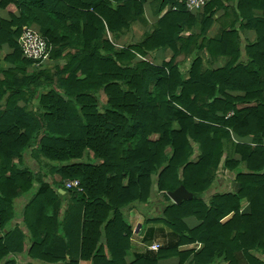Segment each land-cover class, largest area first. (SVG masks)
Wrapping results in <instances>:
<instances>
[{
	"label": "trees",
	"instance_id": "16d2710c",
	"mask_svg": "<svg viewBox=\"0 0 264 264\" xmlns=\"http://www.w3.org/2000/svg\"><path fill=\"white\" fill-rule=\"evenodd\" d=\"M144 3L1 0L11 16L0 21V46L12 49L4 60L14 68L0 69V88L9 90L0 113V264H16L22 253L28 264H127L129 209L169 228L179 244L200 242L193 264H261L248 252H264V0H211L199 19L178 0H152L155 16L167 12L140 43L115 47L144 22ZM219 10L221 30L207 37ZM31 25L58 62L52 72L31 67L13 40ZM195 26L199 33H190ZM243 31L254 33L252 43L241 42ZM164 48L169 61L146 59ZM178 56L189 60L186 77ZM228 150L239 160L223 159ZM219 170L234 175L237 190L205 199ZM47 176L69 195L67 205ZM73 179L80 192L63 187ZM179 186L190 197L176 205L166 193ZM153 192L162 194V207L148 218ZM243 199L248 214L239 212ZM187 217L200 225L188 230ZM167 255L170 249H158L129 264H157Z\"/></svg>",
	"mask_w": 264,
	"mask_h": 264
},
{
	"label": "crops",
	"instance_id": "0c3cea01",
	"mask_svg": "<svg viewBox=\"0 0 264 264\" xmlns=\"http://www.w3.org/2000/svg\"><path fill=\"white\" fill-rule=\"evenodd\" d=\"M152 0H145V3L143 5V10H144V22H136L130 32H127L123 35H121L116 41H115V47H123L124 45L128 43H140L146 33H149L152 29V26L154 23L159 20L166 12H167V7L159 14V16H155V10L151 8L150 2ZM224 1L225 3L228 2L229 5H232L233 0H221ZM12 14L17 17L18 12L13 11ZM196 16V19H199L201 16L200 12H194ZM223 11L219 10L217 11L213 17V23L211 26L208 28L206 32L207 37H214L216 34H218L221 30V26L218 22V20L222 17ZM10 16L11 13L9 12L8 8H4L1 5V0H0V21H10ZM27 29H31L34 31H38V27L35 25L29 26ZM16 30L15 27H12L10 31L13 33ZM23 32V31H22ZM21 32V34H22ZM190 33L198 34L199 33V27L195 26L190 30ZM19 35V37L21 36ZM243 38L241 39V42L244 43V41H247L249 43H252L254 41V33L251 31H243L242 33ZM188 33H185L184 36H187ZM18 37V39H19ZM18 39L13 38V40L17 43L18 45ZM12 53V49L7 46V44H2L0 46V69L3 71L10 70L14 68V65L5 61V57L9 54ZM172 57V52L168 48H164L161 50H158L146 57V59L149 62H152L155 65H160L162 62H167L170 60ZM203 57V56H201ZM49 58V57H48ZM45 57L40 63L39 66H45L44 62L47 61L48 59ZM178 59H184L183 56H178L174 59L175 62L178 63ZM51 60V59H50ZM221 62V61H220ZM219 62V63H220ZM217 63V64H219ZM216 64V65H217ZM216 65L214 67L216 68ZM220 65V64H219ZM32 67V65H31ZM30 70L29 67H26V71L28 72ZM21 75L17 73V75L14 76L15 79L20 78ZM4 76L0 72V82L4 81ZM20 93H23L26 95V91H21ZM240 94V93H237ZM9 95V90H5L4 88H0V96H3V99L1 100V106H0V113L4 111V104L6 102V97ZM26 99V97H25ZM16 105L18 107H23L24 102L22 98H18L16 101ZM239 142V141H237ZM242 142V141H241ZM247 142V140H245ZM229 152H226L224 154L223 159L225 157L233 160H239V156L237 154L232 153L231 150H228ZM28 159V158H27ZM83 160H75V163H80ZM99 161L94 162V164H98ZM217 179L214 182V184L211 186V188L207 191L205 199L210 198L212 195H221L229 192H234L237 190L238 184L234 181L235 177L232 173H229L228 171H221L219 170L217 174ZM54 179H58L57 176L53 175L52 176ZM47 182L49 181V188H51L53 191L56 190L59 197L58 200H60V204L62 205H67L68 200H69V195L66 194L64 191L61 189H56L51 185V180L50 177L47 176ZM167 196V195H166ZM162 194L161 193H156L153 192L151 193V198L149 199V205L145 207L147 211V216L148 218H155L157 217L158 211H160L162 207ZM72 204V203H71ZM20 211V209H19ZM239 212L241 214H248L249 213V206L246 200H241L240 201V207H239ZM76 217V215H75ZM232 217V214H229L228 216L224 217L220 221V225H224L229 221ZM126 218L128 225L131 229L132 232V237L130 238V244L129 248L125 253V262L127 264L133 262L136 258L143 257V256H153L156 254L158 249H170L171 255H167L166 258L160 259L157 264H179L181 261L180 258L181 256L186 255V253H191L189 254L188 258L184 260L182 264H193L192 263V257L193 254L198 252L199 250L202 249V244L200 242H192L188 244H179L178 243V237L172 233V231L167 228L166 226L162 224H154V223H145V217L140 214L137 210L135 209H129L126 212ZM76 220L78 221V218L76 217ZM15 222V223H14ZM11 223V226L18 225L20 222L14 221ZM183 224L188 230H193L197 228L200 225V221L196 220L193 217H187L182 220ZM234 233L228 234V239H231ZM153 245L158 246L157 250H151V247ZM73 246V245H72ZM71 254L75 255L77 253L75 246L71 247ZM175 251V252H174ZM231 249L228 248V252H230ZM175 254V255H172ZM180 254V255H179ZM248 254L252 257H254L259 263L264 264V252H262L261 249L255 248V250H250ZM30 263V260L27 258V256L22 253L17 256L16 258V264H28ZM246 263V262H245ZM78 264H90V262H78ZM209 264H225L224 260L221 258H216L214 259L211 263Z\"/></svg>",
	"mask_w": 264,
	"mask_h": 264
},
{
	"label": "built area",
	"instance_id": "2783aa9c",
	"mask_svg": "<svg viewBox=\"0 0 264 264\" xmlns=\"http://www.w3.org/2000/svg\"><path fill=\"white\" fill-rule=\"evenodd\" d=\"M211 0H178L183 4L188 12H200L203 7ZM18 47L22 58L32 61L33 68H38L39 63L47 57L46 44L41 35L34 30L26 29L18 39ZM63 187L66 190L81 191L79 181L76 179L63 181ZM158 246L153 245L151 250H157Z\"/></svg>",
	"mask_w": 264,
	"mask_h": 264
},
{
	"label": "rangeland",
	"instance_id": "374dc122",
	"mask_svg": "<svg viewBox=\"0 0 264 264\" xmlns=\"http://www.w3.org/2000/svg\"><path fill=\"white\" fill-rule=\"evenodd\" d=\"M47 58H48V55H47ZM177 61H178V63H179L180 70L182 71V73L185 74L184 76L186 77V72H185V70H186L187 67H188V64H189L188 61H189V60H188V59H178ZM45 64H46V65H45ZM56 64H58V62H57V61H54V60H50V58H48L47 61L44 62L45 67L49 68V69H50V72H52V67H53L54 65H56ZM219 64L222 65V62H220ZM219 64H217L216 67H217V66H220ZM204 66H205V67H209V65H208L207 63H204ZM42 68H43V66H42ZM43 92H44V91H43ZM37 95H38V93L36 94V96H35V97L31 100V102H30V108H32V109H34V108L36 107L37 100H38ZM104 101H105V97L101 95V96L99 97V102H98V104H102ZM99 109H100V108H99ZM173 127H176V125L174 124ZM96 161H98V160H96ZM45 169H48L47 166L44 168V170H45Z\"/></svg>",
	"mask_w": 264,
	"mask_h": 264
},
{
	"label": "water",
	"instance_id": "95a60500",
	"mask_svg": "<svg viewBox=\"0 0 264 264\" xmlns=\"http://www.w3.org/2000/svg\"><path fill=\"white\" fill-rule=\"evenodd\" d=\"M167 197L169 198L170 202L173 204H180L182 201H185L190 197L189 193H187L182 186H179L172 192L166 193Z\"/></svg>",
	"mask_w": 264,
	"mask_h": 264
}]
</instances>
